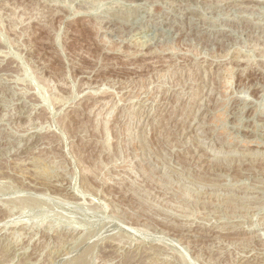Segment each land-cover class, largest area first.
Returning a JSON list of instances; mask_svg holds the SVG:
<instances>
[{
    "label": "rangeland",
    "instance_id": "1",
    "mask_svg": "<svg viewBox=\"0 0 264 264\" xmlns=\"http://www.w3.org/2000/svg\"><path fill=\"white\" fill-rule=\"evenodd\" d=\"M0 264H264V0H0Z\"/></svg>",
    "mask_w": 264,
    "mask_h": 264
},
{
    "label": "bare ground",
    "instance_id": "2",
    "mask_svg": "<svg viewBox=\"0 0 264 264\" xmlns=\"http://www.w3.org/2000/svg\"><path fill=\"white\" fill-rule=\"evenodd\" d=\"M59 252V251H58Z\"/></svg>",
    "mask_w": 264,
    "mask_h": 264
}]
</instances>
